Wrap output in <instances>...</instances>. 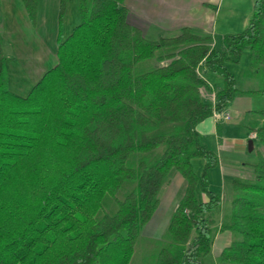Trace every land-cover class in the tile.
Listing matches in <instances>:
<instances>
[{"label": "trees", "instance_id": "trees-1", "mask_svg": "<svg viewBox=\"0 0 264 264\" xmlns=\"http://www.w3.org/2000/svg\"><path fill=\"white\" fill-rule=\"evenodd\" d=\"M21 1L34 24L37 0ZM123 2L74 0L78 23L63 37L59 0L56 62L24 95L9 89L0 37V264H130L172 169L184 193L154 264H208L221 197L207 180L216 154L196 126L238 93L264 97L239 89L226 65L247 48L248 78L264 73V0L214 44L187 27L147 39ZM203 70L222 79L213 103ZM256 112L252 175L231 181L219 229L234 239L214 264H264V108Z\"/></svg>", "mask_w": 264, "mask_h": 264}, {"label": "crops", "instance_id": "crops-1", "mask_svg": "<svg viewBox=\"0 0 264 264\" xmlns=\"http://www.w3.org/2000/svg\"><path fill=\"white\" fill-rule=\"evenodd\" d=\"M254 1L124 0L123 4L128 11L130 24L137 27L147 39L156 40L178 31L180 28L187 27L195 31L209 33L214 42H218L223 35L241 32L247 26L252 15ZM58 9L59 0H37L36 19L32 24L21 0H0L1 48L12 47L15 50L21 47L23 49L15 50L16 55L30 59L34 57L35 66L45 67L38 72L33 69L34 72L26 73L27 79L34 78L36 82L56 62L55 50L59 30ZM77 23L78 14L74 0H66L60 27L62 36L66 37ZM52 48H54V52H52ZM4 55L6 56L7 70V63L13 56L7 53ZM241 70L242 68L239 71ZM201 75L212 89V94L214 90H218L222 86L220 76L204 70ZM251 82L252 79L241 80L238 87L242 91L258 89ZM212 96L206 92L204 99L208 98L207 101L213 103ZM257 96L260 95L238 93L232 101L234 102L236 99L243 105L226 106L223 110L229 114L228 120L211 115L196 126L200 140L217 157L216 165L207 171L208 187L217 193L220 191L219 187H225V183L229 182L231 187V181L237 177V173L245 170L249 173L251 170L250 163L242 161V150L248 149L249 139L252 140L250 151L257 150L259 147V144L257 147L253 144V139H255L253 129L261 123V118L260 120L256 118L259 115L256 111L260 109L261 105L259 99L254 100V97ZM256 102L259 103L258 106H256ZM252 123H255L254 127L249 126ZM236 148L239 150V156L235 151ZM203 163L201 158L192 161L194 172L197 175L201 173ZM163 186L168 185L165 183ZM196 197L198 201L206 200L199 191H196Z\"/></svg>", "mask_w": 264, "mask_h": 264}, {"label": "rangeland", "instance_id": "rangeland-1", "mask_svg": "<svg viewBox=\"0 0 264 264\" xmlns=\"http://www.w3.org/2000/svg\"><path fill=\"white\" fill-rule=\"evenodd\" d=\"M214 43L217 42H214V40H212V44ZM1 49H2V53L4 54L7 53L13 56V58L9 59L7 63V67H8L7 77H8V86L10 91L19 95L26 94L30 89V87L34 84L35 79L34 78L27 79V77H25V74L29 73L30 71L34 72L33 69H35L38 72L39 70H42L45 67L40 66L38 68V66H35L33 63L34 57L30 59V58H25L24 56L21 55H16L15 50L23 49L21 47L15 50L12 47L10 48L3 47ZM53 49L54 48L51 49L52 52H54ZM36 58H38V56H36ZM247 62H248V49L244 48L242 50V54L238 62L236 63L228 62L226 64L229 70L234 74L235 79L237 81V85L240 84L241 80L248 78L245 71ZM241 68L242 70L239 71ZM251 83L254 86L258 87L259 89L264 88V73L263 74L261 73L260 75L252 78ZM208 92L211 96L213 95L212 97L214 98V93L213 94L211 93L212 89H210ZM255 99H259V103L261 104L259 108L263 109L264 97L257 96L254 97V100ZM206 100H208V98H206ZM232 100L230 103H228L230 107H232L234 104L235 105L239 104L240 106L243 105V103H238L236 99L234 100V102ZM259 103L256 102V106H258ZM256 118H259L260 120V115L256 116ZM249 126L254 127L255 123H252V125ZM253 144L255 147H257L259 143L256 139H253ZM235 151H237L236 152L237 156H239V150H237L236 148ZM242 151H243V155H242L243 162L252 163L255 160L256 158L255 149H253L252 151H248V149L247 150L244 149ZM251 175H252L251 171L250 173H248V171L246 170L244 172L240 171L239 173H237V177H242V178H248ZM168 179H169L168 182H166L168 186L161 187V190L158 193L157 208L155 209L149 220L142 226V228L139 231L138 238L134 247V252L130 260V264H154L156 261L158 250L166 243L167 226L170 217L174 211L177 202L180 200V198L184 193V181L176 170L172 169L169 172ZM225 184H226L225 187H219L220 188L219 193L221 197V212L215 216V223L212 226L214 232L212 250L205 259L208 264H214L215 258L217 257L219 252L225 246H227L232 239H234L233 234L230 233L228 230L219 229L222 217L225 215V213L229 211L230 200L232 197V189L230 187V183L228 182Z\"/></svg>", "mask_w": 264, "mask_h": 264}, {"label": "built area", "instance_id": "built-area-1", "mask_svg": "<svg viewBox=\"0 0 264 264\" xmlns=\"http://www.w3.org/2000/svg\"><path fill=\"white\" fill-rule=\"evenodd\" d=\"M214 117H221L223 120L229 119V114L227 112L221 111V112H213L212 114Z\"/></svg>", "mask_w": 264, "mask_h": 264}, {"label": "water", "instance_id": "water-1", "mask_svg": "<svg viewBox=\"0 0 264 264\" xmlns=\"http://www.w3.org/2000/svg\"><path fill=\"white\" fill-rule=\"evenodd\" d=\"M251 147H252V140L249 139V140H248V151L251 150Z\"/></svg>", "mask_w": 264, "mask_h": 264}]
</instances>
